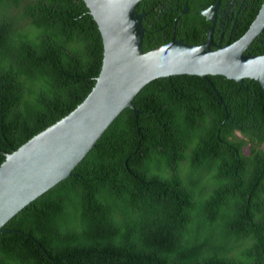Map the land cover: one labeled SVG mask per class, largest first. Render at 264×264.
<instances>
[{"label": "trees", "instance_id": "obj_1", "mask_svg": "<svg viewBox=\"0 0 264 264\" xmlns=\"http://www.w3.org/2000/svg\"><path fill=\"white\" fill-rule=\"evenodd\" d=\"M101 59L80 0H0V164L82 102ZM206 79L141 88L136 117L4 224L0 264H264V97Z\"/></svg>", "mask_w": 264, "mask_h": 264}, {"label": "water", "instance_id": "obj_2", "mask_svg": "<svg viewBox=\"0 0 264 264\" xmlns=\"http://www.w3.org/2000/svg\"><path fill=\"white\" fill-rule=\"evenodd\" d=\"M80 1L101 39L98 75L71 112L4 156L0 233L17 212L71 175L124 108L137 116L131 101L150 81L175 75L249 79L264 97V54H245L264 27V0Z\"/></svg>", "mask_w": 264, "mask_h": 264}, {"label": "flooded vegetation", "instance_id": "obj_3", "mask_svg": "<svg viewBox=\"0 0 264 264\" xmlns=\"http://www.w3.org/2000/svg\"><path fill=\"white\" fill-rule=\"evenodd\" d=\"M253 45H258V47H264V27L262 30L256 35V37L251 41L246 50L250 49ZM264 54V53H261Z\"/></svg>", "mask_w": 264, "mask_h": 264}]
</instances>
